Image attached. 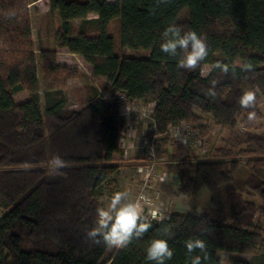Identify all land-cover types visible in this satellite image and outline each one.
I'll use <instances>...</instances> for the list:
<instances>
[{
  "label": "trees",
  "instance_id": "16d2710c",
  "mask_svg": "<svg viewBox=\"0 0 264 264\" xmlns=\"http://www.w3.org/2000/svg\"><path fill=\"white\" fill-rule=\"evenodd\" d=\"M32 2L47 3L57 23L53 47L37 53ZM114 20L117 42L109 30ZM169 24L206 40L209 54L195 70L178 68L160 51ZM127 50L146 55L127 56ZM57 52L77 55L92 77L104 78L110 99L90 85L82 108L69 109L66 83L82 74L57 65ZM217 62L228 65L227 74ZM247 63L251 71L244 70ZM203 66H212L206 76ZM212 81L215 97L207 94ZM247 90L256 94L251 122L238 103ZM22 93L26 98L17 100ZM121 97L153 104L160 137L154 144L165 146L166 173L178 182L173 196L189 202L185 213L146 218L148 232L105 261L109 247L91 243L86 233L96 209L106 207L103 190L116 186L120 166L130 161L121 148ZM262 104L264 0H0V264H154L145 259L152 239H166L174 249L166 264H189L184 241L192 237L207 244L203 264H223L221 251L264 253V133L256 131ZM181 123L198 126L202 136L210 125L227 129L230 148H212L202 159L180 157L169 127ZM52 155L65 161L63 175L49 174Z\"/></svg>",
  "mask_w": 264,
  "mask_h": 264
},
{
  "label": "rangeland",
  "instance_id": "374dc122",
  "mask_svg": "<svg viewBox=\"0 0 264 264\" xmlns=\"http://www.w3.org/2000/svg\"><path fill=\"white\" fill-rule=\"evenodd\" d=\"M30 10V17H31V28H32V36L35 44V50L36 53L39 49V47L44 46H51V43L53 41V22L56 26V19L52 20V17L50 16L48 10L49 5L45 2H34L29 5ZM78 22L76 21L75 24ZM118 20H114L112 23L109 24V30L110 33L114 36L117 42V31H118ZM125 54L127 56H144L146 55V52H133V51H125ZM62 57V56H61ZM80 60V58H79ZM219 61H221L219 59ZM82 64V69L87 73L85 77H78L69 80L66 83L65 93L68 98V108L72 110H79L82 108V106L85 104L87 100V87L90 85L96 86L98 90L100 91L102 97L106 100L110 99V96L104 91V86L107 83L105 79L103 78H90L88 76L90 74V71L87 69V67L83 64V62L80 60ZM212 66H203L202 68V75L206 76ZM85 75V74H84ZM26 97L25 94H19L17 96V100H22ZM148 104H139L135 107L132 106V104L127 103V111L129 117H132V119H135L136 115L137 117V123L134 124L136 133V152L133 158L130 161H127V163L124 165H121L119 168L118 173L115 176V179H117L119 186H115L112 188H105L103 190V201L105 202V206L110 202V197L114 192L120 191V192H126L127 198L130 201H136L138 199V196L141 191V178L138 177L135 167L146 160H148L151 153L155 155L156 163H157V171L160 175L165 174L167 177V180L165 182H157V184L154 185V189L156 191H159L160 196L159 200L161 201V204L158 206L159 211V219H162V217H166L169 213V211H177L185 213L188 209V198L185 196H173V190L177 187V180L174 179V177L169 176L166 173L164 162L167 160L165 158L163 150L165 149V146L161 145H148L145 142L149 140V135L153 134V117L151 108L147 107ZM134 107V110L132 111V108ZM262 113H263V119L256 124V131L259 133H264V104L260 107ZM127 128V126H126ZM194 130L199 133L201 137H203L204 141L202 146L199 148H187L184 145H180L177 143L174 138L169 133L170 137V143H172V150H179V153L177 154L180 157H191L195 156L197 158H204L202 154H205L206 151L209 153L212 148H223V147H229L228 142L226 139H229V131L227 129H219L216 128L213 125L209 126V131L205 136H202L201 130L198 126L193 125ZM123 129H125V124L123 126ZM160 137H157V140ZM171 150V148H170ZM124 159V157H123ZM123 170H120L123 168ZM134 177L133 185L131 184L129 186V183L126 182V178L128 176ZM122 178H124L122 180ZM122 180V181H121ZM149 195L151 197L155 198L156 193L149 192ZM208 199V194L206 191L203 192V194L200 197L201 205H204ZM156 201V199H155ZM257 201V200H256ZM142 206V204H141ZM169 209V210H168ZM145 212V211H144ZM146 213V212H145ZM144 213V214H145ZM147 214V213H146ZM116 248L109 247L107 250V253L104 257V260H109ZM218 257L222 260L223 264H230L233 260H245L247 262H251L252 264H264V253L262 250H257L256 252L250 254H236V253H230V252H218Z\"/></svg>",
  "mask_w": 264,
  "mask_h": 264
},
{
  "label": "clouds",
  "instance_id": "9594fccd",
  "mask_svg": "<svg viewBox=\"0 0 264 264\" xmlns=\"http://www.w3.org/2000/svg\"><path fill=\"white\" fill-rule=\"evenodd\" d=\"M167 0H157V4H164ZM15 13H10V17ZM159 49L168 57L177 60V67L181 69L195 70L202 61L208 56V45L204 38L195 31H187L176 24H169L162 32L160 37ZM216 68L227 74L229 67L227 64L217 62ZM251 63L244 65L245 71H251ZM216 81H212V86L207 90L211 97L216 96ZM256 94L252 90H247L238 98V103L245 110L254 109ZM257 119L254 110L247 111V121ZM48 171L50 175H63L60 169L66 166L65 161L59 155H52L49 159ZM144 197L141 195L136 201H130L126 192H114L110 197L107 207L96 209V220L94 226L86 233V238L93 244H103L107 247L116 249L127 248L134 239H140L152 227L143 215L144 209L139 203ZM156 212H153L155 218ZM172 226L165 229V234L169 239L174 235L171 231ZM206 231H210L206 229ZM187 259L189 264H203L208 261L209 254L207 244L203 239L192 237L184 241ZM197 250L200 254L193 255ZM174 256L168 240L152 239L145 249V259L154 264H166Z\"/></svg>",
  "mask_w": 264,
  "mask_h": 264
},
{
  "label": "built area",
  "instance_id": "2783aa9c",
  "mask_svg": "<svg viewBox=\"0 0 264 264\" xmlns=\"http://www.w3.org/2000/svg\"><path fill=\"white\" fill-rule=\"evenodd\" d=\"M127 103H129L124 97H121V115L125 119V129L122 131V138H121V148L123 151V157L126 160H131L133 156L135 155L137 146H136V133L134 124L137 123V117L136 115L135 119H132V117H129L128 111L126 108ZM139 104H132V106H136ZM134 107L132 108V111L134 110ZM149 108L153 109V104H148ZM152 112V110H151ZM127 126V128H126ZM153 135L151 139L149 138L148 141H146V144H152L154 145V142L157 140V135L154 134L155 132V123L153 120ZM169 133L174 138V140L179 143L180 145H184L187 148H200L203 144V137L199 135L196 130H194L193 126L187 123H181L179 125H173L169 127ZM207 153V151H206ZM205 153V154H206ZM202 154V155H205ZM135 171L141 179V191L138 196V198L142 195L144 198L139 201L140 204H142V207L145 212L143 214H146V218L149 220H161L159 219V211L158 206L161 204V201L159 200L160 193L159 191H156L154 189V185L157 184V182H165L167 180V177L165 174L160 175L157 171V163L155 159V155L153 153L150 154L148 160L139 163L135 167ZM149 192H154L155 198L151 197L149 195ZM156 199V201H155ZM153 212H156L155 218L153 217ZM3 209L1 207L0 203V218L2 217ZM167 218L166 217H162Z\"/></svg>",
  "mask_w": 264,
  "mask_h": 264
},
{
  "label": "crops",
  "instance_id": "0c3cea01",
  "mask_svg": "<svg viewBox=\"0 0 264 264\" xmlns=\"http://www.w3.org/2000/svg\"><path fill=\"white\" fill-rule=\"evenodd\" d=\"M32 3H34V2H32ZM36 3V2H35ZM31 5V4H30ZM29 12H30V10H29ZM48 12H49V10H48ZM42 47V46H41ZM44 47H49V48H52L53 47V41H52V43H51V46H44ZM39 49H40V47H39ZM35 52H36V50H35ZM38 52V51H37ZM62 56V57H61ZM56 62H57V65H59V66H64V67H69V68H76V69H78L80 72H81V74H82V76L81 77H85L86 76V72L82 69V64H81V62H80V60H79V57L77 56V55H75V54H72V53H69V52H57V56H56ZM85 74V75H84ZM88 76H90V78H94V77H92V75L91 74H89ZM104 79V78H103ZM26 98V97H25ZM24 98V99H25ZM124 169V167L123 168H121L120 170H123ZM124 178H122V180H123ZM127 180H126V182H128L129 183V186L132 184L133 185V180H134V177H131V175L130 176H128V178H126ZM121 180V181H122ZM135 184V183H134ZM119 186V184H118V181H117V179H116V186ZM169 210V209H168ZM169 212H171V211H169Z\"/></svg>",
  "mask_w": 264,
  "mask_h": 264
}]
</instances>
